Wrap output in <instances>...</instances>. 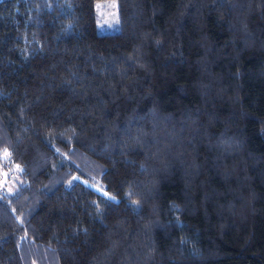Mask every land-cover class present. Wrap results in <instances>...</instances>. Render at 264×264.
Masks as SVG:
<instances>
[{"label":"trees","instance_id":"obj_1","mask_svg":"<svg viewBox=\"0 0 264 264\" xmlns=\"http://www.w3.org/2000/svg\"><path fill=\"white\" fill-rule=\"evenodd\" d=\"M0 127V264H264V0H0Z\"/></svg>","mask_w":264,"mask_h":264},{"label":"rangeland","instance_id":"obj_2","mask_svg":"<svg viewBox=\"0 0 264 264\" xmlns=\"http://www.w3.org/2000/svg\"><path fill=\"white\" fill-rule=\"evenodd\" d=\"M106 10L104 11L102 23H107V21L110 20L111 14L109 13L110 9L112 10L110 5L106 6ZM113 12V11H111ZM9 142L4 134L3 130L0 127V158L4 161V165H7V156L9 154ZM27 164V163H26ZM28 166V164H27ZM29 167V166H28ZM16 170H18L15 166L7 167L6 170L0 171V192L6 193L7 191H10L13 185V178L14 174L16 173ZM18 173H16L17 175ZM32 257V256H30ZM29 264H55L54 263V257L50 253H45L42 255H33L31 261Z\"/></svg>","mask_w":264,"mask_h":264}]
</instances>
